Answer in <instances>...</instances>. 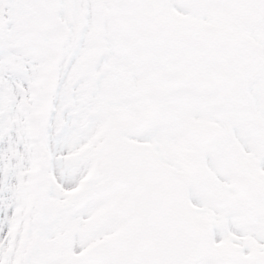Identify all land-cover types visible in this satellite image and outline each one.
I'll return each mask as SVG.
<instances>
[{
  "label": "snow or ice",
  "instance_id": "obj_1",
  "mask_svg": "<svg viewBox=\"0 0 264 264\" xmlns=\"http://www.w3.org/2000/svg\"><path fill=\"white\" fill-rule=\"evenodd\" d=\"M0 264H264V0H0Z\"/></svg>",
  "mask_w": 264,
  "mask_h": 264
}]
</instances>
